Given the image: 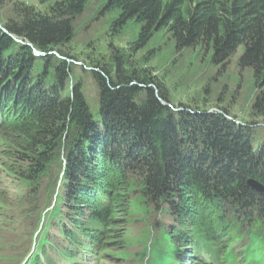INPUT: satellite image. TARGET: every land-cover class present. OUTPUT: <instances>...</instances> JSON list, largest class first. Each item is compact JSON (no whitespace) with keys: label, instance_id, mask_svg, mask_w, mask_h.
I'll return each instance as SVG.
<instances>
[{"label":"trees","instance_id":"1","mask_svg":"<svg viewBox=\"0 0 264 264\" xmlns=\"http://www.w3.org/2000/svg\"><path fill=\"white\" fill-rule=\"evenodd\" d=\"M6 1L0 0V8ZM89 1L57 0L39 11L11 0L14 15L0 20V121L9 126L0 129V158L13 161L4 184L18 185L20 203L21 189H30L23 216H34L43 178L65 161L57 205L43 229L32 231L37 252L27 264H86L113 224L120 247L131 178L156 207L167 204L178 223L171 233L181 244L158 264L223 263L233 251L226 236L239 215H245L243 224L264 218V191L250 184L252 179L264 186V140L256 150L255 122H230L228 109L173 112L154 77L126 71L118 56L115 74L92 70L100 89L95 120L80 81L70 96L63 94L75 60L64 48ZM104 9L118 11L113 22L120 26L142 24L133 43L138 49L162 30L178 50L201 45L215 64L226 66L242 46L239 63L254 69L259 89L253 110L264 115V0H106ZM16 45L20 49L13 53ZM34 49L45 55L36 56ZM56 56L63 60L56 63ZM37 57L44 68L29 78ZM54 63L55 82L47 87ZM56 185L46 188L52 196Z\"/></svg>","mask_w":264,"mask_h":264},{"label":"rangeland","instance_id":"2","mask_svg":"<svg viewBox=\"0 0 264 264\" xmlns=\"http://www.w3.org/2000/svg\"><path fill=\"white\" fill-rule=\"evenodd\" d=\"M22 1L35 6L39 11H45L57 0H19ZM105 3L106 0H90L85 13L73 22V36L65 46L67 48H64L68 49L67 52L73 57L70 59H75L67 78L63 93L65 96H70L74 85L80 81L93 117L99 120L100 89L92 70L109 73L112 71L115 74L118 56L126 71H135L140 78L148 75L154 77L153 83L167 99L163 100V103L173 112L186 107L192 112L206 110L220 114L223 109H228L230 115H227L226 119L230 122L241 125L255 122L251 127L252 144L256 150L259 149L264 140V115H257L253 110L259 89L255 83L254 69L243 68L239 63L242 46L225 62L226 66L215 64L211 53L206 52L201 45L178 50L173 38L162 30L156 32L145 46L138 49L133 47V43L142 29V24L130 20L120 26L113 22L118 17V11H107L104 9ZM11 7V0H7L0 8L1 21H5L9 15H14ZM23 44L21 42V45ZM21 45H16L13 53H16ZM35 55L37 56L36 53ZM59 59L61 58L56 56L55 62L58 63ZM56 63L45 78L47 87L55 82ZM43 68V61L37 57L29 78L38 75ZM1 137L6 140L7 134ZM67 141L64 137L61 151L66 147ZM10 163L13 161L8 157L3 156V160L0 158V200L6 204H0V264L20 262L31 248V231L36 229L39 223L37 210L32 218H23L22 211L28 207L25 199L30 189H21L24 200L22 204L16 192L18 185L12 181L4 184L9 175ZM57 169L54 168L52 175L46 177L42 183L37 195L40 208L49 202L50 189L47 192L46 188H49L52 178L56 177ZM130 182L131 193L128 195L131 200L125 203L129 210L127 232L120 254L125 258L131 257L126 260L117 258V250L110 248L109 254L104 256V264H144L150 253L154 260H158L157 249L171 251L175 248L174 243L169 241L168 228L174 220L167 205L155 208L141 193L142 183L138 184L134 178H131ZM15 219L17 223L14 222ZM113 228L114 224L111 230ZM240 228L238 223L232 233L233 240L242 235ZM259 228L260 224L256 222L254 233ZM262 235L254 234L253 242L249 244L250 249H246V243L239 252H228L221 264H264ZM151 240H154V246H149ZM255 241H258L257 245L254 244Z\"/></svg>","mask_w":264,"mask_h":264},{"label":"water","instance_id":"3","mask_svg":"<svg viewBox=\"0 0 264 264\" xmlns=\"http://www.w3.org/2000/svg\"><path fill=\"white\" fill-rule=\"evenodd\" d=\"M19 40V39H18ZM19 41H21V40H19ZM26 44H28V43H26ZM34 53H36L37 54V56H41V55H45V53H43V52H41V51H39V50H37V49H34ZM251 185L255 188V189H257V190H259V191H264V186L261 184V182H259L258 180H252L251 179Z\"/></svg>","mask_w":264,"mask_h":264},{"label":"bare ground","instance_id":"4","mask_svg":"<svg viewBox=\"0 0 264 264\" xmlns=\"http://www.w3.org/2000/svg\"><path fill=\"white\" fill-rule=\"evenodd\" d=\"M7 99V98H6ZM17 104V103H16Z\"/></svg>","mask_w":264,"mask_h":264},{"label":"clouds","instance_id":"5","mask_svg":"<svg viewBox=\"0 0 264 264\" xmlns=\"http://www.w3.org/2000/svg\"><path fill=\"white\" fill-rule=\"evenodd\" d=\"M35 54V53H34ZM42 56V55H41Z\"/></svg>","mask_w":264,"mask_h":264}]
</instances>
